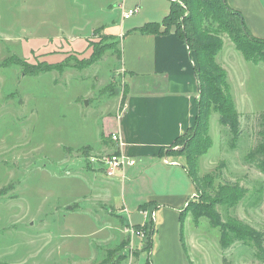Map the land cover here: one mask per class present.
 <instances>
[{
    "label": "rangeland",
    "instance_id": "1",
    "mask_svg": "<svg viewBox=\"0 0 264 264\" xmlns=\"http://www.w3.org/2000/svg\"><path fill=\"white\" fill-rule=\"evenodd\" d=\"M133 6L123 0H0V264H264L251 242L234 241L222 251L219 230L188 213L178 258L164 205L137 208L143 200L133 195L129 171L125 182L112 183L103 170L87 167V155L116 150L104 120L117 117L131 81L121 70L123 44L115 34ZM42 69L50 71L29 74ZM262 69L253 66L246 85L252 110L235 146L211 116L213 145L199 175L212 177L216 189L226 183L246 189L236 206L216 209L224 221L238 219L264 232V173L246 162L260 133L256 116L264 114ZM190 138L174 149L183 150ZM86 146L89 154L81 152ZM152 180L158 195L187 186L162 176ZM200 196L196 192L195 200ZM164 237L169 243L159 252Z\"/></svg>",
    "mask_w": 264,
    "mask_h": 264
},
{
    "label": "crops",
    "instance_id": "2",
    "mask_svg": "<svg viewBox=\"0 0 264 264\" xmlns=\"http://www.w3.org/2000/svg\"><path fill=\"white\" fill-rule=\"evenodd\" d=\"M131 1H134L133 7L139 8L137 21L127 23L133 17L124 20L122 15L121 31L115 34L123 44L121 70L130 75L131 81L126 91L124 110L119 111L117 117L104 120V132L118 133L124 143L122 150L137 160L135 167L128 172V181L133 182V195L143 200L136 202V207L156 204L159 209L164 205L161 210L164 216L170 214V227L174 231L171 239L173 248L181 258L180 216L188 202L195 198L196 190L184 168L186 164L167 155L161 156V151L168 150L195 124L200 93L195 71L197 62L188 43L177 36L175 29L167 34L141 31L147 24L161 23L169 15L172 0H123V4ZM227 4L242 14L253 37L264 40V0H227ZM216 57L227 72V87L241 117L242 128L243 120L250 116L252 110L246 85L254 76L253 66L263 70L264 64L257 65L247 60L231 41L227 45L224 43ZM212 115L219 122L218 115ZM165 158L176 164L165 163ZM161 176L173 185L183 180L187 186L181 193L158 195L153 190L152 178L156 180ZM120 208L126 212V205ZM159 241L160 252L169 242L165 237ZM163 252L165 254L166 251Z\"/></svg>",
    "mask_w": 264,
    "mask_h": 264
},
{
    "label": "trees",
    "instance_id": "3",
    "mask_svg": "<svg viewBox=\"0 0 264 264\" xmlns=\"http://www.w3.org/2000/svg\"><path fill=\"white\" fill-rule=\"evenodd\" d=\"M171 29H175L177 36L188 43L194 53L197 62L195 71L200 88L194 126L189 128L185 135L177 138L170 149L161 151V156L178 155L184 159L187 175L192 180L196 192L201 195V201L191 199L180 216L183 245L184 223L187 215L192 214L196 223L201 218H208L212 227L219 230L222 251L230 248L234 241H247L254 245L257 256L264 261V232L238 219L233 222L224 221L216 209V206H236L245 198L246 189L239 183H226L216 189L212 177L199 175V161L213 145L209 133L212 114L218 115L220 124L232 135V146L236 145L244 133L241 128V117L227 87V72L217 62L216 56L224 45L222 35H226L247 60L257 65L264 64V40L252 36L242 14L230 9L227 0H179V2L172 0L169 15L161 23L145 25L141 31L167 34ZM118 57H121L120 54ZM95 58L94 63L99 60L98 57ZM50 69L29 72V74L49 72ZM25 73L27 74L26 71ZM125 102L126 95L121 99L120 112L124 110ZM258 117L259 137L250 149L246 162L264 173V114L257 115L256 118ZM249 118L250 116L247 117ZM189 133L191 138L189 141L188 139L183 141V150L174 149L182 142L183 137L189 136ZM90 151L91 148L88 146L81 150L86 154ZM151 243L150 241L149 247Z\"/></svg>",
    "mask_w": 264,
    "mask_h": 264
},
{
    "label": "built area",
    "instance_id": "4",
    "mask_svg": "<svg viewBox=\"0 0 264 264\" xmlns=\"http://www.w3.org/2000/svg\"><path fill=\"white\" fill-rule=\"evenodd\" d=\"M139 12L138 7L125 9L123 14V19H130L133 16H136ZM112 143L115 145L116 150L114 153L109 154H91L87 155V167L96 173H99L100 170H103L105 176L108 180L114 181H123L126 180L127 172L130 168L135 167L137 160L131 155H127L123 150L124 143L121 136L118 133L113 132L110 135ZM165 163L175 165L176 163H169L168 159L165 158ZM98 167H100L98 169Z\"/></svg>",
    "mask_w": 264,
    "mask_h": 264
}]
</instances>
